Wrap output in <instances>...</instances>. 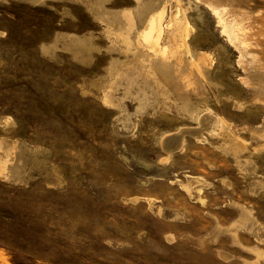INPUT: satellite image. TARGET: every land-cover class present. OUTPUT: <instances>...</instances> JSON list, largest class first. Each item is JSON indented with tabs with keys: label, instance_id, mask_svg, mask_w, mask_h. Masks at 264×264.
<instances>
[{
	"label": "rangeland",
	"instance_id": "rangeland-1",
	"mask_svg": "<svg viewBox=\"0 0 264 264\" xmlns=\"http://www.w3.org/2000/svg\"><path fill=\"white\" fill-rule=\"evenodd\" d=\"M211 9L0 0V264H264V93Z\"/></svg>",
	"mask_w": 264,
	"mask_h": 264
},
{
	"label": "bare ground",
	"instance_id": "bare-ground-1",
	"mask_svg": "<svg viewBox=\"0 0 264 264\" xmlns=\"http://www.w3.org/2000/svg\"><path fill=\"white\" fill-rule=\"evenodd\" d=\"M202 2L213 9L218 23L222 26L223 35L240 51L243 69L246 72L252 69L243 82L251 85L252 81L249 79L252 78L255 80L251 85L254 94L264 93V0H202ZM158 30L157 40L155 39L157 47L162 32L161 26ZM247 57L252 59H250L252 68H249L246 62ZM167 147L170 146L167 144Z\"/></svg>",
	"mask_w": 264,
	"mask_h": 264
}]
</instances>
